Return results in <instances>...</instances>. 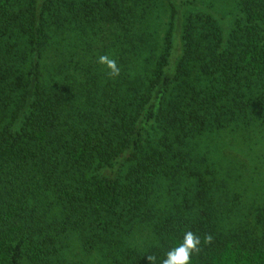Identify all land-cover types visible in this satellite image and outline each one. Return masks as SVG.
Segmentation results:
<instances>
[{
	"label": "trees",
	"instance_id": "1",
	"mask_svg": "<svg viewBox=\"0 0 264 264\" xmlns=\"http://www.w3.org/2000/svg\"><path fill=\"white\" fill-rule=\"evenodd\" d=\"M124 1L0 0V264H43L71 232L86 249L113 248L139 223L158 244L124 264H163L189 231L201 241L191 264H264V206L259 229L220 232L197 154L203 137L249 114L264 127V0H240L229 18L167 0L161 40L142 32L120 49L142 62L135 72L101 64L70 85L44 80L54 28L128 36L136 17ZM168 183L196 196L161 210Z\"/></svg>",
	"mask_w": 264,
	"mask_h": 264
},
{
	"label": "rangeland",
	"instance_id": "2",
	"mask_svg": "<svg viewBox=\"0 0 264 264\" xmlns=\"http://www.w3.org/2000/svg\"><path fill=\"white\" fill-rule=\"evenodd\" d=\"M195 1L226 18L239 11L240 0ZM124 2L136 17L134 29L132 27L128 36L116 26L104 32L101 25L93 29L87 26L85 33L75 23L63 29L54 28L42 60L44 80L53 78L70 85L81 69L91 67L94 72L101 71V56L115 60L118 69L135 72L136 65L142 62L133 65V59L120 55L121 47H132L125 39L132 36L139 45L137 40L142 32H147L150 39L146 43L152 46L154 40L160 41L169 27L170 8L167 0ZM118 31L125 36H117ZM197 146L199 167L208 182V200L214 199L213 208L220 232H238L240 228L251 231L252 226L259 229L256 215L264 206V127L253 121L249 114L238 124L203 137ZM195 196L186 190V185L180 187L168 183L158 193L155 202L161 210L170 211L184 206ZM120 239L122 243L113 248L86 249L76 233H67L59 237L56 254L45 259L43 264H124L128 251L144 252L158 244L153 224H135ZM22 264L31 262L25 258Z\"/></svg>",
	"mask_w": 264,
	"mask_h": 264
},
{
	"label": "clouds",
	"instance_id": "3",
	"mask_svg": "<svg viewBox=\"0 0 264 264\" xmlns=\"http://www.w3.org/2000/svg\"><path fill=\"white\" fill-rule=\"evenodd\" d=\"M99 62L106 65L112 75H119V69L115 60L110 59L108 56H101ZM201 241L198 236L189 231L184 234L182 243L167 253V258L163 264H191L190 257L193 253L199 251Z\"/></svg>",
	"mask_w": 264,
	"mask_h": 264
}]
</instances>
